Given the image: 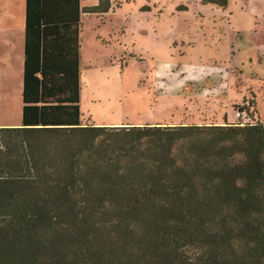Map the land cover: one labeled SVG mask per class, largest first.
<instances>
[{"label":"trees","instance_id":"16d2710c","mask_svg":"<svg viewBox=\"0 0 264 264\" xmlns=\"http://www.w3.org/2000/svg\"><path fill=\"white\" fill-rule=\"evenodd\" d=\"M110 5L26 0L22 120L0 126V264H264L254 111L246 123L82 119L80 14Z\"/></svg>","mask_w":264,"mask_h":264},{"label":"rangeland","instance_id":"374dc122","mask_svg":"<svg viewBox=\"0 0 264 264\" xmlns=\"http://www.w3.org/2000/svg\"><path fill=\"white\" fill-rule=\"evenodd\" d=\"M110 3L102 15H82L84 122H234L237 104L251 102L264 120V0H228L224 9L200 0ZM9 100L0 122L20 124L21 96Z\"/></svg>","mask_w":264,"mask_h":264},{"label":"crops","instance_id":"0c3cea01","mask_svg":"<svg viewBox=\"0 0 264 264\" xmlns=\"http://www.w3.org/2000/svg\"><path fill=\"white\" fill-rule=\"evenodd\" d=\"M83 8L86 7L81 6V0H80V9ZM82 15H87V14L84 12L80 14L81 23H82ZM25 27H26V0H0V108L4 104L7 103L10 104L9 98L11 95H13V93L14 95L18 93L20 96L22 94L23 68H24V60H25L24 57ZM79 69H80V63H79ZM15 71H18L19 74L15 75L14 74ZM248 108L250 111H254L256 118H259L255 106ZM21 120H22V96H21ZM225 120L226 118H224L223 121H219V122L218 121H202V122L205 123L212 122V123L222 124L223 122H225ZM259 120L264 122V120H262L261 118H259ZM20 124H18L17 122L14 123L0 122V126H19Z\"/></svg>","mask_w":264,"mask_h":264},{"label":"built area","instance_id":"2783aa9c","mask_svg":"<svg viewBox=\"0 0 264 264\" xmlns=\"http://www.w3.org/2000/svg\"><path fill=\"white\" fill-rule=\"evenodd\" d=\"M236 111V121H241L242 123H246V122H251L252 121V117H251V111H246L245 109H235ZM255 117V116H253ZM256 118V117H255Z\"/></svg>","mask_w":264,"mask_h":264}]
</instances>
